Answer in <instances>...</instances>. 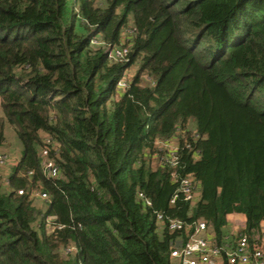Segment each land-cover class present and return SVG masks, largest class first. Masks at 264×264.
<instances>
[{"label": "trees", "instance_id": "1", "mask_svg": "<svg viewBox=\"0 0 264 264\" xmlns=\"http://www.w3.org/2000/svg\"><path fill=\"white\" fill-rule=\"evenodd\" d=\"M191 120L177 163L153 164L156 141ZM9 132L22 153L0 176V264H177L188 234L172 220H204L225 246L232 213L255 237L264 0H0V153ZM48 137L57 178L43 173Z\"/></svg>", "mask_w": 264, "mask_h": 264}, {"label": "built area", "instance_id": "2", "mask_svg": "<svg viewBox=\"0 0 264 264\" xmlns=\"http://www.w3.org/2000/svg\"><path fill=\"white\" fill-rule=\"evenodd\" d=\"M126 54V49L113 50L110 52V57L119 56L122 57ZM119 86H126L125 82L121 80ZM53 140L48 137L43 146V159L42 168L43 173L46 176L57 178L60 175L59 167L56 164L54 158L50 156ZM178 147L174 151L168 152L170 159L168 162L175 165L177 163ZM7 156L4 153H0V167L5 164ZM176 178V175H173ZM196 181L193 176H187L181 179L179 191L184 194L185 199L188 201H194L196 199L195 193ZM19 193H23L20 190ZM42 199L48 198L46 193L38 194ZM174 201V200H172ZM147 204H150L147 201ZM158 220L163 221V216L158 215ZM171 230H185L187 232V240L182 239L181 246L175 244V247L171 251V257L178 264H210L217 258L224 257L227 259L228 264H264V243L261 239V235H264V229L260 234L250 238L247 234H242L237 239L234 245L219 246L211 239V229L206 221L198 220L193 225H187L184 222L178 220H172L170 223ZM72 250V249H69Z\"/></svg>", "mask_w": 264, "mask_h": 264}, {"label": "rangeland", "instance_id": "3", "mask_svg": "<svg viewBox=\"0 0 264 264\" xmlns=\"http://www.w3.org/2000/svg\"><path fill=\"white\" fill-rule=\"evenodd\" d=\"M124 41L127 40V34L123 35ZM195 135L196 134V124L194 121H189L185 129H177L175 134L170 139H158L156 141V156L154 157L153 164L157 163V160H160V156L166 155L167 152L174 151L176 147H178L182 138L186 137L188 134ZM43 149V148H42ZM40 150L41 159H43V150ZM7 156V160L4 165L0 167V176L2 177V182H5L7 177L9 176L12 167L16 164L18 159L21 156L22 149L20 146V142L17 136L12 135L11 132L8 133V142L7 147L2 151ZM196 196H198L199 191L198 188H195ZM35 199H39L36 195L33 196ZM236 216L239 217L238 213ZM232 220V219H231ZM244 224L243 222L236 218L234 221H229L227 227L225 228V232L229 235V238L226 240V243L229 245H234L237 242V239L241 235L243 231ZM261 239L264 243V235H261ZM182 238L177 240V245L181 246ZM176 262V261H175ZM178 264V262H176Z\"/></svg>", "mask_w": 264, "mask_h": 264}, {"label": "crops", "instance_id": "4", "mask_svg": "<svg viewBox=\"0 0 264 264\" xmlns=\"http://www.w3.org/2000/svg\"><path fill=\"white\" fill-rule=\"evenodd\" d=\"M236 214L237 213H232V214H229V216H228V222L229 221H234L236 218H238V219H240L242 222H243V224H244V226H242L243 228L245 227V225H246V217H245V215H243V214H238L239 215V217L238 216H236ZM232 219V220H231ZM228 225V224H227ZM227 227V226H226ZM228 228V227H227ZM211 239H213V234H211ZM178 240V239H177ZM176 243H177V241H176ZM210 264H224V260L222 259V258H217L213 263H210Z\"/></svg>", "mask_w": 264, "mask_h": 264}]
</instances>
